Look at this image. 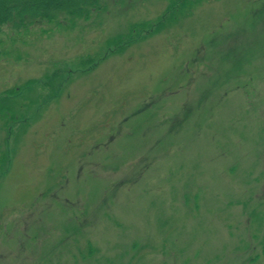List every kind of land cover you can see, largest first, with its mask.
<instances>
[{"label": "rangeland", "instance_id": "obj_1", "mask_svg": "<svg viewBox=\"0 0 264 264\" xmlns=\"http://www.w3.org/2000/svg\"><path fill=\"white\" fill-rule=\"evenodd\" d=\"M101 2L0 33V264H264V0Z\"/></svg>", "mask_w": 264, "mask_h": 264}, {"label": "trees", "instance_id": "obj_2", "mask_svg": "<svg viewBox=\"0 0 264 264\" xmlns=\"http://www.w3.org/2000/svg\"><path fill=\"white\" fill-rule=\"evenodd\" d=\"M101 1L102 0H0V33L3 32L4 27H7L11 29L7 34L9 40H20L22 35L29 39L33 37L31 36L33 28L38 27L40 24L48 23L52 24V26H44L41 30L49 34V32H52L54 29L58 27L63 28V26H65V22L61 21L62 17L65 15H68V17L82 16L85 19L90 18L93 11L102 8ZM9 34H16V36L13 37ZM8 42L9 41H6L4 45L0 43V54L7 51Z\"/></svg>", "mask_w": 264, "mask_h": 264}]
</instances>
